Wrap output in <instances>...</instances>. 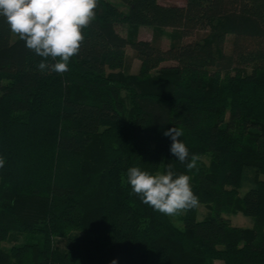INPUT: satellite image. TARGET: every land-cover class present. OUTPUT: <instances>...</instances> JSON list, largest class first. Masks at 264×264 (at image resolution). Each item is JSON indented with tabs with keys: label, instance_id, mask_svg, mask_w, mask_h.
<instances>
[{
	"label": "trees",
	"instance_id": "obj_1",
	"mask_svg": "<svg viewBox=\"0 0 264 264\" xmlns=\"http://www.w3.org/2000/svg\"><path fill=\"white\" fill-rule=\"evenodd\" d=\"M122 1L98 0L64 73L41 72L0 17V264H264V0ZM145 25L173 42L139 38ZM174 126L200 156L190 172L163 134ZM168 164L206 217L193 208L180 227L126 182ZM237 212L253 225L231 224Z\"/></svg>",
	"mask_w": 264,
	"mask_h": 264
},
{
	"label": "clouds",
	"instance_id": "obj_2",
	"mask_svg": "<svg viewBox=\"0 0 264 264\" xmlns=\"http://www.w3.org/2000/svg\"><path fill=\"white\" fill-rule=\"evenodd\" d=\"M97 5L98 0H0V17L6 19L11 32L25 42L26 48L42 57L37 63L41 72L51 68L53 72L64 73L71 58L80 51L85 40L83 29L95 19ZM49 58L55 63L50 65ZM163 134L172 140L171 153L181 163L187 162L189 172L195 169L200 156L192 154L189 160V149L180 139L183 131L174 126ZM3 164L0 158V167ZM126 182L144 204L168 216L197 208L200 203L190 175H177L172 164L167 165L166 173L155 174L130 167ZM110 264H117V259Z\"/></svg>",
	"mask_w": 264,
	"mask_h": 264
},
{
	"label": "rangeland",
	"instance_id": "obj_3",
	"mask_svg": "<svg viewBox=\"0 0 264 264\" xmlns=\"http://www.w3.org/2000/svg\"><path fill=\"white\" fill-rule=\"evenodd\" d=\"M111 1H113L122 10L127 11V5L122 0H111ZM159 2L164 3V4H180V5L185 4V0H159ZM116 27H117V30L120 33H122L123 35H128V33L131 32V27L128 24L118 23L116 25ZM173 31L174 30L170 27L165 28L163 33H161L156 38L155 37L156 35L154 34L153 27L145 25V26H139V29L137 30V36L141 39H146V40H151L153 38H156L158 43L162 47L166 48L173 42V38L171 36L173 34ZM204 34H205L204 31H196L192 35L184 37L183 41H191L194 39H198V38L202 37ZM12 36H13V39H15L17 37L15 34H12ZM232 39H233L232 36H229L227 39L226 46H225V50L227 52H230V50L232 48ZM127 54L129 56V58L132 60L130 71H132L134 73L138 72L140 61H139V59L133 57V49L130 46L127 47ZM173 63H174L173 61H167L164 64H173ZM202 158L206 162H208V160H209L208 155H205ZM197 210H198V216L197 217L199 219L206 217L210 213L209 206L204 205V204H199ZM184 213L185 212H182L178 215L171 216L172 219L174 220V222L180 227L183 226V215H184ZM225 216L230 219L231 224L237 225V226L251 227L254 223V220L252 217L247 216V215L243 214L242 212L232 213L229 215L225 214ZM21 241H22V238L18 237V239H14V240H11L9 242H6V243H4V245L7 247H10L14 243H19ZM215 264H224V262L221 260H217V261H215Z\"/></svg>",
	"mask_w": 264,
	"mask_h": 264
},
{
	"label": "crops",
	"instance_id": "obj_4",
	"mask_svg": "<svg viewBox=\"0 0 264 264\" xmlns=\"http://www.w3.org/2000/svg\"><path fill=\"white\" fill-rule=\"evenodd\" d=\"M139 66H140V64H139ZM217 261V260H216Z\"/></svg>",
	"mask_w": 264,
	"mask_h": 264
}]
</instances>
